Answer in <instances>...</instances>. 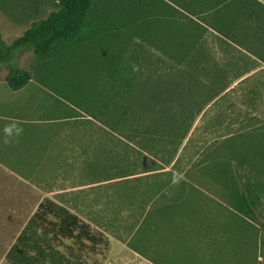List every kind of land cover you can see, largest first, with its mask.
Instances as JSON below:
<instances>
[{
    "label": "rangeland",
    "instance_id": "rangeland-1",
    "mask_svg": "<svg viewBox=\"0 0 264 264\" xmlns=\"http://www.w3.org/2000/svg\"><path fill=\"white\" fill-rule=\"evenodd\" d=\"M57 7L0 0L2 40ZM176 12L96 0L76 48L16 54L32 73L23 88L0 65V136L39 161L41 202L52 192L102 237H63L85 264H264V68L236 44H192L191 28L178 42ZM240 176L261 184L254 218Z\"/></svg>",
    "mask_w": 264,
    "mask_h": 264
},
{
    "label": "trees",
    "instance_id": "trees-1",
    "mask_svg": "<svg viewBox=\"0 0 264 264\" xmlns=\"http://www.w3.org/2000/svg\"><path fill=\"white\" fill-rule=\"evenodd\" d=\"M95 5L96 0H58L56 9L33 21L10 44L2 40L0 31V65L7 66V85L18 90L32 78L28 68L13 63L18 52L31 49L37 57L46 59L76 48L84 38H88L94 27L90 19ZM225 89L211 96L209 101ZM240 184L241 191L237 195L239 207L247 216L254 218L257 189L261 184L241 176ZM50 215L56 219H50ZM63 237L84 238L93 245L102 241L99 233L90 229V225L81 221L77 214L47 198L28 220L6 258L11 264H85L73 249L67 253L59 249Z\"/></svg>",
    "mask_w": 264,
    "mask_h": 264
},
{
    "label": "crops",
    "instance_id": "crops-1",
    "mask_svg": "<svg viewBox=\"0 0 264 264\" xmlns=\"http://www.w3.org/2000/svg\"><path fill=\"white\" fill-rule=\"evenodd\" d=\"M167 1L176 7L178 42L191 28L192 44H236L264 68V0ZM30 160L35 163L9 154L0 136V264H11L7 253L43 200L36 179L40 163ZM49 193L46 197L56 202ZM25 209L31 210L26 219Z\"/></svg>",
    "mask_w": 264,
    "mask_h": 264
}]
</instances>
